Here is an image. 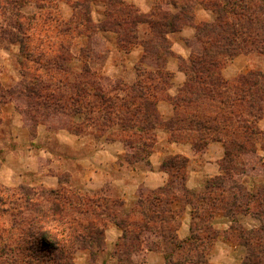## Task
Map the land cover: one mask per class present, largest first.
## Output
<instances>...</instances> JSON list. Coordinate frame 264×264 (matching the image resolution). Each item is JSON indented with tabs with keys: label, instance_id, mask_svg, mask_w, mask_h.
I'll use <instances>...</instances> for the list:
<instances>
[{
	"label": "rangeland",
	"instance_id": "374dc122",
	"mask_svg": "<svg viewBox=\"0 0 264 264\" xmlns=\"http://www.w3.org/2000/svg\"><path fill=\"white\" fill-rule=\"evenodd\" d=\"M149 1L153 2L151 8L142 13L126 0H76L71 3L73 15L65 19L72 11L61 0H0V171L3 165L16 170L28 166L33 174L21 184L14 174L9 177L8 172L5 176L12 185H6V180L0 178V264H142L146 252L152 249H146L142 258L135 255L136 247L132 244L129 253L124 251L118 257L119 251L142 225L146 223V227L154 230L161 220L180 240L177 231L184 203L191 205V211L193 205L200 209V214L194 215L197 226L193 230L189 227L188 236L192 235L194 240L186 244L190 248L179 249L167 237L163 239V264L170 248L175 249L172 260L176 263L188 264L183 260L186 256L194 264H210L213 249L219 245L230 249L232 264H264V164L255 171L246 167L244 173L240 172L244 161L241 158L244 153L240 152L246 146L238 149L235 145L244 138L241 131L225 121L226 112L217 109L218 120L225 125L221 137L228 141V154L224 149L220 163L223 175L204 180L201 191L186 190L185 199H176L169 192L168 200L161 192L170 182L177 186L182 183L186 164L177 168L168 165L167 185L145 191L130 206L118 196L117 188L124 186L117 179L130 171L140 172L155 150L156 134L152 151L147 155L142 146L146 136L137 131L138 127L148 125L141 120L144 102L162 99L170 102L173 98L167 95L169 74L163 68L168 51L171 53L168 36L192 26L196 38L197 29L216 21L214 12L192 0ZM91 2L102 6L97 10L105 18L99 23L90 18ZM196 8L210 12L212 20L195 23ZM134 9L142 19L135 27ZM164 12L180 14L182 26L167 31L160 17ZM115 13L124 23L121 28L114 26L119 21ZM152 21L157 23L151 27ZM259 22L264 24V9L251 29H242L248 25L246 18L240 20L243 26L236 28L250 35V39H261L264 29L258 30L257 36L254 30ZM195 38L190 43L191 50L202 47ZM137 44L143 56L133 66L127 65L126 56ZM9 46L16 47L15 53L8 51L7 55L3 49ZM224 48H243L240 54L250 57L252 68L231 81L225 80L221 70L230 59L220 69V78L240 85L241 78L251 73L259 77L251 81L259 82L257 86L264 92V77L259 76H264V43ZM191 57L179 60V67L189 68ZM115 86L116 90L107 91ZM137 94L143 95L142 98L136 99ZM132 99L137 101L133 103ZM6 103L15 112L2 110ZM137 105L139 112H135ZM180 107L173 108L170 118L160 117L161 128L179 118L180 122H174L175 129L170 132L175 141L198 138L189 129V118L194 111L202 113L208 108L190 110L183 104ZM15 113L29 126L22 139L13 128ZM243 118L248 126L259 130L258 135H251L248 129L245 138H251L248 149L255 144L253 148L264 162L259 156L264 153V113L253 109V117L247 114ZM39 127L41 133L37 136ZM62 131L67 134L56 135ZM166 134L169 139L167 131ZM17 141L20 145H16ZM222 143L225 148L226 143ZM110 144H118L120 149H110L108 157L99 155L103 146ZM33 158L36 161L27 163ZM173 158L166 161L172 162ZM226 173L234 176L221 186V177ZM50 177L53 180L49 182ZM232 180L242 187L241 194L236 193L240 201L237 204L233 203V190H228ZM246 201L250 203L245 205ZM175 203L180 204V209ZM160 210L167 217L160 215ZM168 211L173 214L168 216ZM152 212L158 213L157 224L149 220ZM216 216L227 218V223L223 225L224 221H218ZM111 227L121 232L115 242L107 240L106 232Z\"/></svg>",
	"mask_w": 264,
	"mask_h": 264
},
{
	"label": "trees",
	"instance_id": "16d2710c",
	"mask_svg": "<svg viewBox=\"0 0 264 264\" xmlns=\"http://www.w3.org/2000/svg\"><path fill=\"white\" fill-rule=\"evenodd\" d=\"M36 1V0H35ZM51 1V0H50ZM194 3L198 4V6H204L207 9H210L212 12L216 14V21L212 24H203L201 26V29H197L199 32V35H197L196 42L197 45L202 46L200 48L192 49L191 50V60L190 67L187 68L183 66L182 70L186 75V81L184 86L181 89V92L177 97H174L170 99V102L173 105V108L175 110H178V108H181L180 106L186 105L191 107V109H199L200 107H205L208 110L202 113H197V111H194L192 116L189 118V129L192 131H195L198 138H188L187 141H202L204 144L207 141H211L213 138L214 140H220L226 143L225 151H227L228 154V146L226 140H224L221 137L222 128L225 126L223 122H220L218 120V114L217 109L220 112H226L227 116H225V121L227 120V123L230 124L233 128L238 129L242 132V136L244 139H242L239 143H236L235 145L237 148L245 147L240 153L242 154L241 158L243 157L244 161L242 164H240V172L244 173L246 167L249 168V170H256L259 168V166H262L264 162L260 160V158L257 156V150L255 147V144L252 148L248 149L249 142L251 141V138L248 139L245 138L246 133L248 132V129L250 130L251 135H258L259 130L257 128L248 126L246 124V121L244 120V116L249 114L251 117H253V109L261 110L264 113V92L260 88V86H257L259 82L257 81H251V78L254 80L259 78L252 76L251 73L243 76L240 80V85L237 84H231L223 79L220 78V69L234 56H237L240 54V50L235 49H225L224 46H261V44L264 43V37L262 35L261 39H250V35H246L243 30L237 29L241 28L240 20L243 18H246L247 20V27H242V29H251L253 22L261 15V12L264 9V0H192ZM117 14V16H116ZM133 20L132 23L133 27H135L134 24H140L142 23V19L139 18L140 14L134 9L133 10ZM115 17H117V20L119 19L118 13H115ZM162 19V23L166 28L167 31L173 32L180 28L182 26L181 23H179L180 19L182 17L180 14L171 15L169 12L160 15ZM113 19V18H112ZM116 20V21H117ZM176 21V22H175ZM146 22V21H145ZM161 22V20L159 21ZM115 23V22H114ZM144 23V22H143ZM157 22L152 21L150 23L151 27L156 25ZM124 23L122 19L120 18L118 22L114 24L115 27L121 28ZM237 27V28H236ZM219 29V30H217ZM264 29V24L259 22V25L254 26L255 36L259 34L258 30ZM204 33V36H201L200 34ZM207 46V48L204 46ZM244 50V49H243ZM246 50V48H245ZM168 54L169 51H168ZM193 59V60H192ZM192 73V74H191ZM260 78L264 77L262 74H259ZM251 84V86L249 85ZM255 86H257L255 88ZM254 87V91L252 89ZM107 90L108 92L114 91L117 89V86L114 87V89ZM149 89V88H148ZM226 89V92H223ZM100 90H103V88H100ZM234 90V91H233ZM150 91V89L148 90ZM147 93H150L148 92ZM228 91V92H227ZM104 92V91H103ZM138 92V91H137ZM141 92V91H140ZM263 92V93H262ZM224 93V95L222 94ZM143 95L137 94L136 99L142 98ZM145 96V95H144ZM132 99L131 102L135 103L137 100ZM142 113L143 118L141 117V120L143 122L146 120L148 125L147 126H140L138 127L137 131L143 133V135L146 136V140H144L142 143V146L144 145L147 149V155H149L152 151V141H155V134L157 128L161 127L162 121L160 120V116L156 111V100H148L144 102ZM202 111H204V109ZM138 105L136 107V111L138 110ZM195 109V110H196ZM216 111H214V110ZM202 114V115H201ZM235 118V121H234ZM180 122L179 118H176L174 122L178 123ZM169 121L167 124H164L162 129L167 131L169 135V141L176 142L174 139V134L170 133L172 132V129H175V123ZM177 131V129H176ZM194 134V135H196ZM261 134V133H260ZM148 136V137H147ZM212 139V140H213ZM223 139V140H222ZM149 140V141H147ZM246 142V144H244ZM252 142V141H251ZM197 146L195 149L202 150L204 147ZM127 147L130 150H133L132 146L130 144L127 145ZM264 152V147H263ZM133 156V153H132ZM249 157V159L247 158ZM174 160L172 162H168L165 160V162L162 163V169L168 171V165H170L171 168H177L179 165L186 164V159L181 157H174ZM251 159V160H250ZM249 160L251 162H249ZM183 167V166H182ZM239 171V170H236ZM236 171H233V173H236ZM234 174L231 173V176H229V173L224 174V176L221 177V186L225 185L226 180L232 179ZM236 180V179H235ZM182 183L179 184L178 190H173L172 182H170L169 186H166L163 188L161 194L164 198H169V192L173 197L176 199H185L186 196V190L183 189ZM228 190H233L232 197L235 201H233L234 204H237L238 202V196L236 193L241 194L242 187L238 183H236L234 180H232V183L229 185ZM174 191H177L178 193H175ZM226 191V190H225ZM164 192V193H163ZM170 199V198H169ZM168 199V200H169ZM200 199V198H199ZM245 201V200H244ZM248 202V203H247ZM249 201L245 202V205L249 204ZM244 204V203H243ZM241 204V205H243ZM240 205V204H239ZM150 211V210H149ZM168 216L172 215L173 213L168 211L166 212ZM157 212H152V214L149 216L150 222L153 224H157ZM160 215L167 217L163 211L160 210ZM200 214V209L193 205L191 216L192 221L190 223V230H193L197 225L194 223V215ZM172 218V216H171ZM165 220L160 221V225L156 229H151L146 227L145 225H142L141 228L135 233L133 239H128L127 244L124 249H121L118 254V257H121L122 253L124 251H128L131 247V244L136 247L135 255H137L138 258H142L145 255L146 249H152L157 250L158 252L162 253V240L166 239V237L169 239L168 242L174 244L175 248H184L186 244L192 243L194 240V237L192 235L188 236L187 238L183 240H178L176 236L170 232L169 227L166 225ZM135 243H132V242ZM166 241V240H165ZM166 241V242H167ZM55 242V241H54ZM53 242V243H54ZM57 243H54V247H56ZM189 245V244H188ZM146 247V248H145ZM189 247L190 246H186ZM185 247V248H186ZM167 254H165L164 264H182L174 262L172 259L174 257V251L175 249L170 248ZM164 253V252H163ZM141 255V256H139ZM55 259H58L55 257ZM122 260V259H121ZM188 264H194L196 263L193 259L190 257H184L183 259ZM138 262V261H137Z\"/></svg>",
	"mask_w": 264,
	"mask_h": 264
},
{
	"label": "crops",
	"instance_id": "0c3cea01",
	"mask_svg": "<svg viewBox=\"0 0 264 264\" xmlns=\"http://www.w3.org/2000/svg\"><path fill=\"white\" fill-rule=\"evenodd\" d=\"M76 0H61L63 2L64 6H67L71 8L72 13H69L66 17H71L73 15V8L71 6V3H74ZM129 3H133L135 6H137L138 9L142 13L147 12L150 8L153 2L149 0H126ZM70 4V5H69ZM99 5V6H97ZM90 11L89 15L91 20L94 23L101 22L105 17L102 12H99L97 9L98 7H102L98 2H91L90 3ZM102 11V10H101ZM195 23H199L202 21H211L212 15L210 12H207L202 9H195ZM195 38V31L192 26H185L179 31L175 33H171L168 36V39L170 41V51L171 53L167 55V59L163 63L164 72L169 74L168 82L169 86L167 88V95L171 98L177 97L179 93L181 92L182 87L185 84L186 81V75L183 72V70L179 67L178 61L179 60H188L191 56V47L190 43ZM136 47H133L127 54V65L133 66L134 63L139 61L140 57L143 56V51L140 47V45H135ZM15 46H9L5 49L7 55H9L8 51H16ZM15 53V52H14ZM252 64L250 61V57L244 54L237 55L233 57L227 65L221 70V76L223 79L231 81L236 76L242 73H246L247 71L251 70ZM12 106L9 103H6L2 105V110L11 112L13 109ZM156 111L159 114V116L166 120L170 118L172 112H173V105L168 100H159L156 102ZM10 115V114H9ZM15 122L13 125L14 130L17 131V134L19 135V139H22L26 132L28 131V125L25 123H22L20 121V118L16 115L14 116ZM43 129V128H42ZM41 129L40 127L37 130V136L39 134ZM67 134V132L62 131L58 132L56 135H62ZM28 139V138H27ZM156 144H155V150L147 157V163L144 165V168L140 172H133L130 171L126 173L127 175H124L122 179H117L118 183H123L124 187H118L117 192L118 196H121L125 202L129 203V206L135 202L141 195L144 194L145 191L150 190H156L160 187H163L168 184L169 174L161 168V164L163 161L173 158V157H181L186 159V176L185 179L182 181V187L183 189L187 191L192 192H198L201 191L203 187L204 180L211 179L214 177H218L223 175L222 170L220 169V163L223 160L224 157V145L222 141L220 140H211L207 141L205 144L202 141H186V142H171L168 139V136L166 134V131L162 129L161 127L158 128V131L156 132ZM198 144V146L204 147L202 150L195 149ZM16 145H20V142L17 141ZM17 147V146H16ZM113 148H119L120 146L118 144H110L107 147L103 146V149L98 153L99 155L110 156L109 150ZM119 153V152H117ZM262 160L264 161V153H260L259 155ZM39 157V156H38ZM31 158V157H29ZM115 159V155H114ZM21 161V160H19ZM29 161H36L35 158L28 160ZM30 163V162H29ZM28 166H23L18 168L17 170L20 171L19 174L17 173V170L15 168H12V166H2L0 171V178H4L6 181V185H12L11 180L9 177H11L12 174L15 175L17 183L21 184L22 182H25L26 179H30L31 176H33L32 173H30V170L27 168ZM9 173V177H6L5 174ZM30 174V175H29ZM26 178V179H25ZM25 179V180H24ZM53 179L50 177L47 179V181H52ZM89 180V179H88ZM3 181V179H2ZM15 181V180H14ZM27 181V180H26ZM36 181V180H35ZM39 182H43L40 181ZM38 183V184H40ZM108 190V188H105ZM179 185H173V190H178ZM175 193H178L177 191H174ZM182 205V204H181ZM175 206L180 209V204L175 203ZM181 217H180V225L179 229L177 231L178 238L180 240L185 239L189 234V227L190 223L192 221L191 219V205L188 203H184L181 207ZM218 221H224L225 225L228 221L227 218L220 216H216ZM217 225V224H216ZM215 225V227H216ZM218 228V226H217ZM121 232L116 228H109V230L106 232L107 240H111L113 242L116 241L118 237H120ZM147 255H145V263L142 264H163V260L161 257V253L157 250H152L146 252Z\"/></svg>",
	"mask_w": 264,
	"mask_h": 264
},
{
	"label": "clouds",
	"instance_id": "9594fccd",
	"mask_svg": "<svg viewBox=\"0 0 264 264\" xmlns=\"http://www.w3.org/2000/svg\"><path fill=\"white\" fill-rule=\"evenodd\" d=\"M210 264H232L230 249L226 245H219L213 249Z\"/></svg>",
	"mask_w": 264,
	"mask_h": 264
}]
</instances>
